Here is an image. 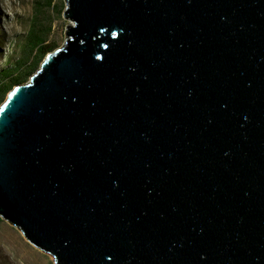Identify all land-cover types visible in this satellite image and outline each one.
Returning a JSON list of instances; mask_svg holds the SVG:
<instances>
[{
	"label": "water",
	"instance_id": "95a60500",
	"mask_svg": "<svg viewBox=\"0 0 264 264\" xmlns=\"http://www.w3.org/2000/svg\"><path fill=\"white\" fill-rule=\"evenodd\" d=\"M0 105V217L55 264H264V0H65Z\"/></svg>",
	"mask_w": 264,
	"mask_h": 264
},
{
	"label": "rangeland",
	"instance_id": "374dc122",
	"mask_svg": "<svg viewBox=\"0 0 264 264\" xmlns=\"http://www.w3.org/2000/svg\"><path fill=\"white\" fill-rule=\"evenodd\" d=\"M37 0H0V70L8 66L21 51L27 32L31 29ZM43 4L39 19L52 27L50 39L60 47L65 40L69 21L63 18L65 0ZM36 22V19H35ZM56 47V48H57ZM0 264H55L54 258L30 244L19 229L6 220H0Z\"/></svg>",
	"mask_w": 264,
	"mask_h": 264
},
{
	"label": "trees",
	"instance_id": "16d2710c",
	"mask_svg": "<svg viewBox=\"0 0 264 264\" xmlns=\"http://www.w3.org/2000/svg\"><path fill=\"white\" fill-rule=\"evenodd\" d=\"M50 6L52 0H46ZM41 1H36L34 22L27 32L20 54L8 61V66L0 70V105L6 99L9 91L17 84L26 82L30 76L39 68L45 56L53 51L57 42L50 39L52 27L49 22L38 18L42 12ZM36 19V22H35ZM1 220V217H0Z\"/></svg>",
	"mask_w": 264,
	"mask_h": 264
}]
</instances>
